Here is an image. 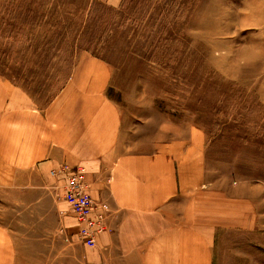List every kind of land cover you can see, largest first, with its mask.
<instances>
[{"label":"crops","instance_id":"1","mask_svg":"<svg viewBox=\"0 0 264 264\" xmlns=\"http://www.w3.org/2000/svg\"><path fill=\"white\" fill-rule=\"evenodd\" d=\"M111 80L109 64L85 50L43 104L0 75V264H69L83 246L76 231L68 239L76 220L62 174L51 173L64 164L83 166L91 198L108 210L105 231L76 264H215L221 232L264 228L261 186L211 188L202 128L158 133L141 151L126 143Z\"/></svg>","mask_w":264,"mask_h":264},{"label":"rangeland","instance_id":"2","mask_svg":"<svg viewBox=\"0 0 264 264\" xmlns=\"http://www.w3.org/2000/svg\"><path fill=\"white\" fill-rule=\"evenodd\" d=\"M80 50L109 64L108 95L132 148L198 126L211 188L255 183L264 195V2L0 0V75L40 104ZM68 228L73 241L77 229ZM82 245L69 264L91 254L93 245ZM215 264H264V228L221 232Z\"/></svg>","mask_w":264,"mask_h":264},{"label":"built area","instance_id":"3","mask_svg":"<svg viewBox=\"0 0 264 264\" xmlns=\"http://www.w3.org/2000/svg\"><path fill=\"white\" fill-rule=\"evenodd\" d=\"M84 171L83 166L71 167L64 164L51 173L62 174V199L74 214L78 239L85 246H89L93 245L97 235L105 230L107 209L91 198Z\"/></svg>","mask_w":264,"mask_h":264},{"label":"trees","instance_id":"4","mask_svg":"<svg viewBox=\"0 0 264 264\" xmlns=\"http://www.w3.org/2000/svg\"><path fill=\"white\" fill-rule=\"evenodd\" d=\"M123 1V0H122Z\"/></svg>","mask_w":264,"mask_h":264}]
</instances>
